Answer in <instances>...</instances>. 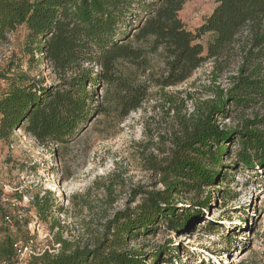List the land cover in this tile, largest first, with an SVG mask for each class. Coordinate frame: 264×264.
I'll list each match as a JSON object with an SVG mask.
<instances>
[{"label":"trees","instance_id":"obj_1","mask_svg":"<svg viewBox=\"0 0 264 264\" xmlns=\"http://www.w3.org/2000/svg\"><path fill=\"white\" fill-rule=\"evenodd\" d=\"M191 1L0 0V44L24 28L22 59L29 69L46 67L52 75L48 83L40 70L32 78L0 73V141L21 130L39 146H68L103 114L95 101L100 86L116 95L115 108L125 118L141 108L151 87L161 92L175 88L205 63L212 66V82L228 81L180 123L167 156L153 164L162 190L140 191L138 204L115 213L91 244L73 245L57 236V249L31 257L27 264H174L176 248L144 253L132 244L162 228L178 232L190 224L197 212L180 209L177 198L229 180L220 173L227 146L237 150L233 166L225 168H264V0H215L212 13L194 31L179 18ZM155 57L163 63L159 73L151 65ZM231 114L240 122L223 128L220 119ZM52 196L49 191L31 196L42 222L56 208ZM209 202L208 197L194 206L201 212ZM16 212L0 207L4 228L11 229L29 213L20 208L17 217ZM8 215L11 228L3 223ZM58 226L53 220L51 229ZM30 239L4 237L0 264H16L14 246Z\"/></svg>","mask_w":264,"mask_h":264},{"label":"rangeland","instance_id":"obj_2","mask_svg":"<svg viewBox=\"0 0 264 264\" xmlns=\"http://www.w3.org/2000/svg\"><path fill=\"white\" fill-rule=\"evenodd\" d=\"M214 8L215 0L187 2L179 18L186 29L194 31ZM25 35L20 27L0 44V73H21L32 78L40 70L49 83L52 75L46 67L31 70L22 59ZM208 38L203 37L201 43L205 45ZM151 65L153 73L163 68L159 57ZM211 71V64L205 63L175 88L161 92L151 87L141 108L125 118L115 108L116 95L106 92L105 86L98 87L95 101L103 114L96 116L68 146H39L21 130L9 140L0 141L1 193L19 201L22 195L43 197L49 191L56 204L46 222L38 219L31 204L25 208L27 216L11 229L0 222V242L6 236L16 241L33 238L40 252L57 249V236L73 245L91 244L102 236L104 224L115 213L138 204L140 191L162 190L153 164L167 156L180 123L189 119L202 102L214 99L217 87L228 85L225 77L212 82ZM3 88L0 81V91ZM239 122L235 114L220 119L227 129ZM236 150V145L227 146L222 158L220 173L227 175V182L177 198L180 209L197 212L186 228L178 232L162 228L133 247L144 253L160 247L176 248L178 260L174 264H264V168H225L233 166ZM208 197L209 207L199 212L195 203ZM58 208L63 212L58 213ZM32 215L37 217L39 227L34 234L29 226ZM53 220L59 226L51 229Z\"/></svg>","mask_w":264,"mask_h":264},{"label":"built area","instance_id":"obj_3","mask_svg":"<svg viewBox=\"0 0 264 264\" xmlns=\"http://www.w3.org/2000/svg\"><path fill=\"white\" fill-rule=\"evenodd\" d=\"M32 200V197L30 195H22L20 196L19 201L15 199H8L6 198L5 194L0 195V207H7L11 210L17 211L15 215L17 217L21 216L20 208H26L27 205L30 204V201ZM33 220L29 226L32 228V234H34L33 230L35 229L37 231L38 224H37V217L35 215H32ZM12 216H5L3 218V223L11 228L12 227ZM35 225L37 226L35 228ZM35 240L32 238L26 243H17L14 247L16 249L17 253V262L16 264H27L29 259L31 257L39 256L44 251H39L37 247L34 245ZM50 251V250H49Z\"/></svg>","mask_w":264,"mask_h":264}]
</instances>
